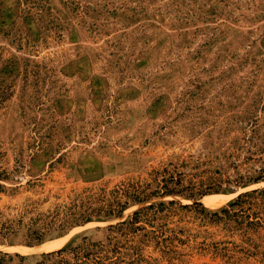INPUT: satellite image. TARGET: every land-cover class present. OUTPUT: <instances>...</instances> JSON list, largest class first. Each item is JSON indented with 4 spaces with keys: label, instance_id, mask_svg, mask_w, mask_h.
Wrapping results in <instances>:
<instances>
[{
    "label": "rangeland",
    "instance_id": "rangeland-1",
    "mask_svg": "<svg viewBox=\"0 0 264 264\" xmlns=\"http://www.w3.org/2000/svg\"><path fill=\"white\" fill-rule=\"evenodd\" d=\"M164 168L202 206L125 230L126 257L264 264V196L232 207L264 189V0H0V251L34 264L147 205L193 204L56 223L27 245L29 220L75 192Z\"/></svg>",
    "mask_w": 264,
    "mask_h": 264
},
{
    "label": "trees",
    "instance_id": "trees-1",
    "mask_svg": "<svg viewBox=\"0 0 264 264\" xmlns=\"http://www.w3.org/2000/svg\"><path fill=\"white\" fill-rule=\"evenodd\" d=\"M175 172H170L164 168L152 169L147 176H136L126 178L111 187L108 184H102L97 187H87L79 192H75L73 202L68 206L56 208L54 213L45 218H32L28 222V233L26 234L29 247L40 245L48 231L56 223L60 227L66 225L80 226L90 223L93 219H118L124 214V211L131 205H144L158 198L164 197H186L194 201L191 205H181L176 200L168 203L150 204L140 208L133 215L131 221L120 222L116 225H110L108 228L109 235L105 240L93 241L84 237L82 241L71 247L59 249L46 253L40 260L34 264H141L144 259L141 257H126L132 248L122 245L121 237H126L129 233L140 231L138 224L141 221L157 219L165 211H172L171 207L180 204V208H191L202 206L198 200L205 195L197 187H185L183 185L181 173L177 174L179 179H175ZM255 195L264 196V189H256L239 196L238 200L232 204V207L239 205L243 199ZM241 208V207H240ZM224 213L230 214L228 210ZM43 217V216H42ZM24 224L20 220L15 225L10 222L7 227V234L10 233L14 226ZM126 227H128L126 229ZM126 230V231H125ZM14 232V231H13ZM0 237L2 233L0 232ZM136 255L141 252L139 248H134ZM16 258L19 260L16 263ZM26 258L18 253L15 255L0 251V264H25Z\"/></svg>",
    "mask_w": 264,
    "mask_h": 264
}]
</instances>
